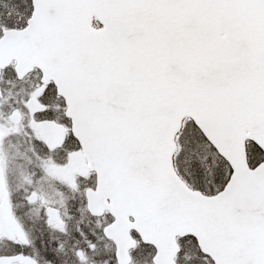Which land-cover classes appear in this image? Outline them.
Returning a JSON list of instances; mask_svg holds the SVG:
<instances>
[{
    "label": "snow or ice",
    "instance_id": "1",
    "mask_svg": "<svg viewBox=\"0 0 264 264\" xmlns=\"http://www.w3.org/2000/svg\"><path fill=\"white\" fill-rule=\"evenodd\" d=\"M0 264H264V0H0Z\"/></svg>",
    "mask_w": 264,
    "mask_h": 264
}]
</instances>
